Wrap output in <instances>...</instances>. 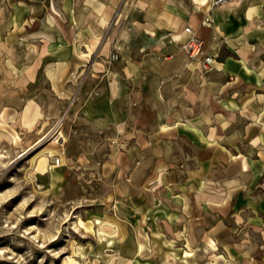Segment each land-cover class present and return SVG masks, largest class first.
<instances>
[{"label":"rangeland","instance_id":"obj_1","mask_svg":"<svg viewBox=\"0 0 264 264\" xmlns=\"http://www.w3.org/2000/svg\"><path fill=\"white\" fill-rule=\"evenodd\" d=\"M199 3L121 0L104 54L92 55L88 65L157 69L188 56L177 11L202 10ZM3 14L9 8L0 0ZM163 19L169 26L159 36L138 37ZM19 46L15 38L0 40V264H248L244 258L264 264V231L220 216L204 200L195 215L190 201L181 211V180L194 156L209 153H193L175 131L160 128L165 104L153 86H121L117 102L105 104L92 79L63 96L38 70L23 78L19 68L53 63L56 56ZM191 78L161 89L172 100L169 112L188 107L183 100L196 90ZM113 110L125 118L119 127L110 122ZM209 237L214 251L205 248Z\"/></svg>","mask_w":264,"mask_h":264},{"label":"crops","instance_id":"obj_2","mask_svg":"<svg viewBox=\"0 0 264 264\" xmlns=\"http://www.w3.org/2000/svg\"><path fill=\"white\" fill-rule=\"evenodd\" d=\"M4 1L9 15L0 17V40L15 38L23 50L37 46L46 50L45 56H56L53 63L38 67L21 65L23 78L38 70L63 96L74 85L95 79L96 96L105 104L117 102L114 94L121 86H153L165 104L158 114L160 128L175 131L193 153H209L206 159L194 156L196 161L181 180V192L176 193L181 197V211L190 201L189 211L195 215L194 208L204 200L220 216L229 214L254 230L264 231V0H232L215 6L211 26L202 23L205 7L177 11L181 13L176 20L182 34V24L190 23L205 39L206 50L216 53L212 68L206 72L189 56L157 69L146 63L88 65L92 55L104 54L107 30L121 0ZM167 7L170 15L172 6ZM1 12L5 13L3 6ZM162 23L155 29L138 31V37L159 36L161 29L169 26L167 19ZM189 76L196 90H191V100H179L188 107L177 106L169 112L172 100L163 97L161 89L184 86ZM96 110L99 112L98 107ZM111 114L110 122L119 127L125 118L120 119L114 110ZM215 247V239L209 237L205 248L214 251ZM254 260L244 258L242 262L258 264Z\"/></svg>","mask_w":264,"mask_h":264},{"label":"built area","instance_id":"obj_3","mask_svg":"<svg viewBox=\"0 0 264 264\" xmlns=\"http://www.w3.org/2000/svg\"><path fill=\"white\" fill-rule=\"evenodd\" d=\"M232 0H199V4L205 7V17L202 21L204 25H213V17L211 15V10L215 6L223 5L224 3ZM186 33V38L182 43L183 51L193 60L198 61L201 68L204 71H208L213 66V60L216 57V53L206 50V41L204 38L199 36L193 29L191 25H187L184 28ZM57 163L60 159L56 160Z\"/></svg>","mask_w":264,"mask_h":264},{"label":"bare ground","instance_id":"obj_4","mask_svg":"<svg viewBox=\"0 0 264 264\" xmlns=\"http://www.w3.org/2000/svg\"><path fill=\"white\" fill-rule=\"evenodd\" d=\"M190 60V59H189ZM213 63H214V60H213ZM101 220H97V222H100ZM189 254V253H188ZM192 254V253H191Z\"/></svg>","mask_w":264,"mask_h":264}]
</instances>
